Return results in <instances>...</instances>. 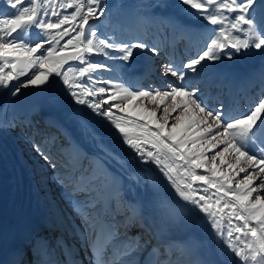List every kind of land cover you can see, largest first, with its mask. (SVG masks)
<instances>
[{
	"label": "snow or ice",
	"instance_id": "obj_1",
	"mask_svg": "<svg viewBox=\"0 0 264 264\" xmlns=\"http://www.w3.org/2000/svg\"><path fill=\"white\" fill-rule=\"evenodd\" d=\"M178 3L180 11L161 15V22L182 35L201 33V46L186 61L169 57L160 66V74L172 80L163 85L165 90L150 86L151 90L133 91L114 84L119 77L106 79L101 73H112L114 61L127 66L134 50L158 55L159 49L141 38L133 42L116 33L109 35L108 26L100 20L112 15L110 10L105 15L107 0H3L0 92L7 90L16 97L24 88H42L58 80L73 103L106 119L140 163H152L174 194L202 214L236 264H264V167H260L264 165V96L249 110L234 115L222 102L211 103L201 86L205 66L221 60L258 59L264 69V0ZM138 99L142 114L129 116V106ZM144 100L156 108L144 106ZM169 100L171 111L165 103ZM161 105L165 106L157 119ZM194 125L198 127L195 137ZM15 126V117L0 122V127ZM222 165L231 171H222ZM180 169L182 176L177 175ZM137 178L131 176L133 181ZM97 179L83 173L73 178V190L88 196L79 212L85 227L82 238H87L92 264H124L126 257L142 253L148 242L142 237H122L114 223L98 219L103 209L92 195ZM241 239L247 241L242 246L235 242ZM57 245L64 251L65 264H79L74 246L62 238ZM172 247L169 244L162 253L160 245L152 246L145 264H156L162 255H170ZM160 264L171 262L165 259Z\"/></svg>",
	"mask_w": 264,
	"mask_h": 264
},
{
	"label": "bare ground",
	"instance_id": "obj_2",
	"mask_svg": "<svg viewBox=\"0 0 264 264\" xmlns=\"http://www.w3.org/2000/svg\"><path fill=\"white\" fill-rule=\"evenodd\" d=\"M175 13L171 7L165 12L153 9L142 13L138 21H135L138 17L131 19V25L126 28H121L120 22L115 23L114 29L131 33L130 36L125 33L122 37L133 42H136V38H141L157 46L159 53L152 55L147 50H134L133 68L123 66L122 61H114V71L101 75L106 79L119 77L120 79H113V83H122L133 91L140 87L165 90L163 85L172 83V80L160 74V66L168 63L169 57L182 61L191 58L204 39L201 33L182 35L161 22V15ZM101 21L105 25L111 24L109 19L101 18ZM152 34L158 38L153 39L155 37H151ZM260 64L261 61L258 60L251 69L239 64L236 72L228 70L230 64L224 67L217 63L208 64L201 73L203 91L213 99L217 96L222 98L226 108L230 97H234V101L242 106L235 115L245 112L258 102V96H264V69ZM61 89L63 88L58 80L51 83L50 89L46 88L43 93L39 88H24L22 94L27 92L28 95L39 96L30 95V99L23 106L17 101L21 94L12 97L7 90L0 92V122L12 120L14 117L16 122L15 127H0V261L19 243V230L26 216L43 219L51 228L64 230L65 234L74 239L82 237L85 227L81 215L72 206L61 202L62 196L60 198L57 195L54 181L58 178L64 181L73 178L82 170V162L88 157L91 162L87 172L92 170L93 165L103 163L100 174L107 188L105 190L102 187L101 195L99 190L92 195L99 199L100 204L108 194L117 199L119 212L114 218L123 234L128 237H142L148 242V247L152 241L140 234L139 228L144 231L146 221L156 213H162L166 222L175 223L182 231V237L171 244L173 247L168 260H190L192 264H236V258L224 244L216 240L202 214L174 194L152 163H140L106 119L95 115L83 105L73 103L67 94V107L71 111L74 130L58 115L52 114L59 118L49 116L50 113L42 114V103L46 97L43 94H61ZM176 99L179 101L181 97ZM165 103L171 111L170 100ZM140 104L141 100L134 101L129 106L128 115L140 113ZM143 104L150 109L156 108L150 100H144ZM164 106L157 109V119L161 117ZM178 112L179 110L172 113V116ZM37 114L41 115V121L37 120L39 124L35 122ZM20 120H23L22 125ZM172 122L170 118L169 127ZM47 126L51 129H47ZM202 127L203 125H199V128ZM53 128L71 143H63L62 137L59 140L56 137L53 139V134L56 135L57 132H52ZM196 131L198 127L194 125V137ZM226 159L235 163L230 154H226ZM216 163H220L219 159ZM221 170L231 171L226 165H222ZM198 174L203 173L198 170ZM133 175L138 177L136 181L131 179ZM177 175H183L182 169ZM242 176L243 174L240 178ZM254 184L258 185L259 179ZM261 194L264 195V192ZM87 198V194L83 193L80 199ZM191 220L196 222L195 229ZM235 242L242 246L247 241L241 239Z\"/></svg>",
	"mask_w": 264,
	"mask_h": 264
},
{
	"label": "rangeland",
	"instance_id": "obj_3",
	"mask_svg": "<svg viewBox=\"0 0 264 264\" xmlns=\"http://www.w3.org/2000/svg\"><path fill=\"white\" fill-rule=\"evenodd\" d=\"M107 4H108L109 8L105 10V15H108L109 10L112 13V15L109 19V22L111 24L107 25L109 35H111L113 33H116L118 35H123L125 33L129 36L131 35V33H127L126 31H120L119 32L117 29H114L115 28L114 25L117 22L122 23L121 28L122 27L126 28L127 26L131 25L133 19L138 17L137 19H135V21H138L141 18V14L144 12H147V11L149 12L153 9L154 10L160 9L162 12L163 11L165 12V11H168V8L171 7L174 11H176V13H178L180 11V8H181V5H179L178 0H107ZM157 4H161V5H163V7H161V8L155 7ZM2 8H3V0H0V9H2ZM130 12H132L133 14ZM138 13H140V15H137ZM130 14H132V15L130 16ZM101 18H105V17L104 16L100 17V20H101ZM152 36H153V34L151 35V37ZM153 37H155V36H153ZM156 38H158V37H155L153 39H156ZM134 58H135V56L132 57L130 63L126 66L127 68H133ZM98 59H100V58H98ZM257 62H258V59H240V60L234 59V60H221V61H218L216 63L219 66L222 65L223 67L226 66L227 64H230L231 67L228 70L230 72L231 71L236 72L239 64H242V65L246 66V68L248 67V69H251L254 67V64H257ZM50 86H44L42 88H39V90H40V92L43 93L46 88H47V90L50 89ZM142 88H143V90H145V89L150 90V89H147L145 87H140L139 90H142ZM65 94L66 93L63 89H61V94H56V95H54V94H43V96H46V97L43 100L41 112L44 115L50 113L51 115H49V116L58 115L61 119L65 120L71 126V128H70L71 130L72 129L74 130L75 125L72 124L73 120H71V111L68 110L67 96ZM30 95L39 96L38 94H30ZM30 95H28L27 92L25 94H21L17 101L23 106L24 103L30 99ZM52 114H56V115H52ZM58 116H56V117L59 118ZM40 117H41V115L37 114L35 122H38V121L40 122L41 121V120H39ZM39 122H38V124H39ZM19 123L22 125L23 120H20ZM47 129H51V127L47 126ZM56 131H57V129L55 130V128H53L52 132H56ZM59 133H60L59 131L56 132V135L54 133L53 139H55V137L57 138V140L61 139L62 133H60V134ZM62 141H63V143H71V142H67L64 139V137H62ZM88 160H89L88 157L83 160L82 166H81L82 171L78 172L77 175L83 173V174H90V175L97 176L98 179L96 181V184H97L96 187H97V191L99 190V192H100L99 195H101V192H102L101 189L105 184L103 176H101V174H100L101 173L100 168L102 167L103 163H99L95 166L93 165L94 167L92 166V170L90 172H87L88 171L87 167L90 166L89 163L91 162V160L90 161H88ZM68 181H70V180H68ZM68 181H64V179H61V178H58L54 181L55 187L57 188V191H58L57 195L60 196V198L62 196L61 202L63 201L69 207L72 206L73 208L74 207L77 208L78 211L80 212L81 211L80 206L84 203L81 202L82 200H78V198L80 199L82 197L83 192H79L78 194L77 193L70 194L69 192H71V190H73V180H71L70 182H68ZM104 189L106 190L107 188H105V186H104ZM191 221H193L192 227L195 229L196 228V222L194 220H191ZM188 222H190V221H188Z\"/></svg>",
	"mask_w": 264,
	"mask_h": 264
}]
</instances>
